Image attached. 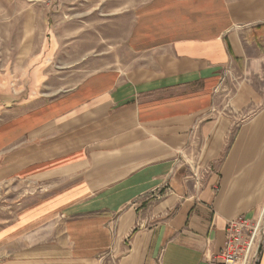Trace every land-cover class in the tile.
<instances>
[{"label":"crops","instance_id":"crops-1","mask_svg":"<svg viewBox=\"0 0 264 264\" xmlns=\"http://www.w3.org/2000/svg\"><path fill=\"white\" fill-rule=\"evenodd\" d=\"M180 6L181 20L134 39V67L97 73L37 110L54 120L55 138L23 148L17 165L22 181L51 189L0 212V264H212L221 262L228 221L260 213L264 0ZM49 33L52 59L59 41ZM5 75L1 82L15 73ZM42 84L5 109L39 99Z\"/></svg>","mask_w":264,"mask_h":264},{"label":"rangeland","instance_id":"rangeland-1","mask_svg":"<svg viewBox=\"0 0 264 264\" xmlns=\"http://www.w3.org/2000/svg\"><path fill=\"white\" fill-rule=\"evenodd\" d=\"M182 1L14 0L7 5L5 0H0V81L5 80L8 67L15 76L11 75L7 82L13 83L15 79L13 84L18 91L24 67L36 61L34 57L39 60V56L50 52L47 47L49 32L59 41L57 54L45 62L40 77L43 82L40 98L24 106L0 109V212H18V203L23 198L38 199L51 189L43 181H29L28 178L22 181V171L17 165L23 158L17 154L23 148L28 149L29 144L36 148L37 143H49L55 138L54 120L39 119L37 110L53 107L58 101L69 98L85 84L100 78L95 75L97 73L134 67L131 46L134 39L139 42L142 37L149 41L151 30L159 33L166 19L181 20ZM27 23L31 28L30 39L22 51L20 40L26 33ZM43 48L46 51H42ZM227 92L233 93L230 88ZM38 132L49 137L38 140ZM260 210L264 220V207ZM0 223L5 225V217ZM260 245L264 252L263 231ZM262 255L259 252L260 262Z\"/></svg>","mask_w":264,"mask_h":264},{"label":"built area","instance_id":"built-area-1","mask_svg":"<svg viewBox=\"0 0 264 264\" xmlns=\"http://www.w3.org/2000/svg\"><path fill=\"white\" fill-rule=\"evenodd\" d=\"M263 222L261 212L252 219L240 216L229 220L221 262L212 264H261L258 254L264 232Z\"/></svg>","mask_w":264,"mask_h":264},{"label":"water","instance_id":"water-1","mask_svg":"<svg viewBox=\"0 0 264 264\" xmlns=\"http://www.w3.org/2000/svg\"><path fill=\"white\" fill-rule=\"evenodd\" d=\"M50 56L51 52L31 64L23 77V86L18 91L13 83L0 81V109L24 104L38 94L42 82L40 72Z\"/></svg>","mask_w":264,"mask_h":264}]
</instances>
